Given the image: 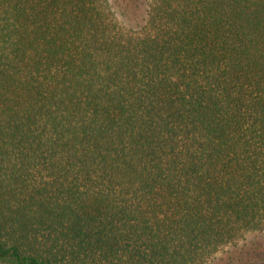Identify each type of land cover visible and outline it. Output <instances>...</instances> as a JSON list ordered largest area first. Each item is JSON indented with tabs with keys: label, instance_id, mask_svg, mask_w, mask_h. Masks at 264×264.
<instances>
[{
	"label": "trees",
	"instance_id": "obj_1",
	"mask_svg": "<svg viewBox=\"0 0 264 264\" xmlns=\"http://www.w3.org/2000/svg\"><path fill=\"white\" fill-rule=\"evenodd\" d=\"M249 233L264 0H143L136 26L0 0V264H215Z\"/></svg>",
	"mask_w": 264,
	"mask_h": 264
},
{
	"label": "rangeland",
	"instance_id": "obj_2",
	"mask_svg": "<svg viewBox=\"0 0 264 264\" xmlns=\"http://www.w3.org/2000/svg\"><path fill=\"white\" fill-rule=\"evenodd\" d=\"M143 0H111L112 6L118 16H126V22L136 26L141 21ZM264 233H249L240 243L226 245L215 255V264H243L249 255L257 264L264 261ZM249 250V254L246 252Z\"/></svg>",
	"mask_w": 264,
	"mask_h": 264
}]
</instances>
